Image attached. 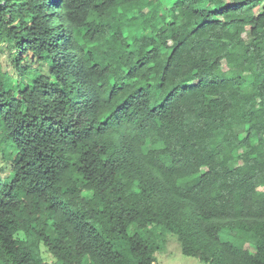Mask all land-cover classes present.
<instances>
[{
	"label": "trees",
	"instance_id": "obj_1",
	"mask_svg": "<svg viewBox=\"0 0 264 264\" xmlns=\"http://www.w3.org/2000/svg\"><path fill=\"white\" fill-rule=\"evenodd\" d=\"M0 152L3 264H264V0H0Z\"/></svg>",
	"mask_w": 264,
	"mask_h": 264
},
{
	"label": "rangeland",
	"instance_id": "obj_2",
	"mask_svg": "<svg viewBox=\"0 0 264 264\" xmlns=\"http://www.w3.org/2000/svg\"><path fill=\"white\" fill-rule=\"evenodd\" d=\"M170 3L172 0H168ZM229 1V0H227ZM27 63V62H26ZM223 69L225 71H229L230 67L224 65ZM31 76L30 75H22L15 85L26 86L30 83ZM241 129H236V131H240ZM10 175L8 162H6L0 152V177L2 179L7 178ZM261 189V188H260ZM134 227H132L131 231H133ZM143 237L147 238L149 241L158 243V248L154 252V256L158 262V264H208L198 260L195 257L187 256L181 253L179 242L174 234L167 231L161 225L151 226L148 229L142 232ZM43 256L45 260L52 264L53 259L43 251ZM85 264H89L87 258L84 259ZM0 264H3V261L0 258Z\"/></svg>",
	"mask_w": 264,
	"mask_h": 264
}]
</instances>
